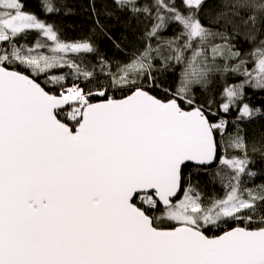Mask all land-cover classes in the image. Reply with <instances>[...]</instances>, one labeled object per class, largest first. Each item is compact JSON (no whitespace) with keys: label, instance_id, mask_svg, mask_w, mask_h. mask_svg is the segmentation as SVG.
Returning <instances> with one entry per match:
<instances>
[{"label":"snow or ice","instance_id":"1","mask_svg":"<svg viewBox=\"0 0 264 264\" xmlns=\"http://www.w3.org/2000/svg\"><path fill=\"white\" fill-rule=\"evenodd\" d=\"M84 11L0 0V264H264V0Z\"/></svg>","mask_w":264,"mask_h":264},{"label":"trees","instance_id":"2","mask_svg":"<svg viewBox=\"0 0 264 264\" xmlns=\"http://www.w3.org/2000/svg\"><path fill=\"white\" fill-rule=\"evenodd\" d=\"M27 10L31 12H35L40 16L41 19L47 20L48 23H54L61 32L62 38L68 41L79 40L85 36H87L90 32L91 22L89 20L88 14L84 11V8L87 5V0H60L61 3L67 4L69 8L72 9V12L68 15H64L63 13L47 16L41 11L40 8V0H24ZM24 43L25 41H21ZM34 42V37L29 36L27 39V43L31 44ZM104 50L107 52L109 56H113L114 52L108 45H103ZM116 59H124L125 57L115 54ZM179 71L175 74H168V83L171 84L178 78ZM248 95L250 98V102L257 107H264V94L253 92V90L248 91ZM121 94L116 93V98H120ZM261 132H264V119H258L256 123L249 125L248 134L249 137L253 135H259ZM257 168L264 167V163L257 161ZM264 182L261 178L257 179V183ZM206 192L212 193L213 188L209 185L206 188ZM210 236L214 234H218V230H213L208 233Z\"/></svg>","mask_w":264,"mask_h":264}]
</instances>
